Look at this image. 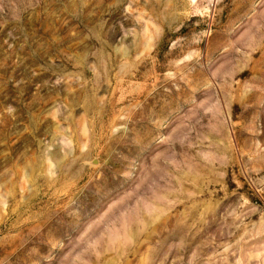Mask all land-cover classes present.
I'll list each match as a JSON object with an SVG mask.
<instances>
[{
  "label": "rangeland",
  "instance_id": "374dc122",
  "mask_svg": "<svg viewBox=\"0 0 264 264\" xmlns=\"http://www.w3.org/2000/svg\"><path fill=\"white\" fill-rule=\"evenodd\" d=\"M0 264H264V0H0Z\"/></svg>",
  "mask_w": 264,
  "mask_h": 264
}]
</instances>
